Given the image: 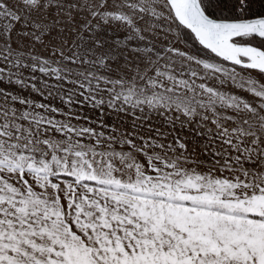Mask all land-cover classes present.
<instances>
[{
  "label": "snow or ice",
  "instance_id": "snow-or-ice-1",
  "mask_svg": "<svg viewBox=\"0 0 264 264\" xmlns=\"http://www.w3.org/2000/svg\"><path fill=\"white\" fill-rule=\"evenodd\" d=\"M255 0H0V264H264Z\"/></svg>",
  "mask_w": 264,
  "mask_h": 264
},
{
  "label": "trees",
  "instance_id": "trees-1",
  "mask_svg": "<svg viewBox=\"0 0 264 264\" xmlns=\"http://www.w3.org/2000/svg\"><path fill=\"white\" fill-rule=\"evenodd\" d=\"M253 11H264V0H255L253 4Z\"/></svg>",
  "mask_w": 264,
  "mask_h": 264
}]
</instances>
